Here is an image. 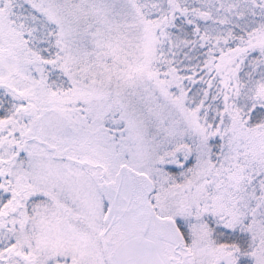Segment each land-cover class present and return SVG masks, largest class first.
Returning a JSON list of instances; mask_svg holds the SVG:
<instances>
[{
  "label": "snow or ice",
  "instance_id": "6c2138e0",
  "mask_svg": "<svg viewBox=\"0 0 264 264\" xmlns=\"http://www.w3.org/2000/svg\"><path fill=\"white\" fill-rule=\"evenodd\" d=\"M0 264H264V0H0Z\"/></svg>",
  "mask_w": 264,
  "mask_h": 264
}]
</instances>
